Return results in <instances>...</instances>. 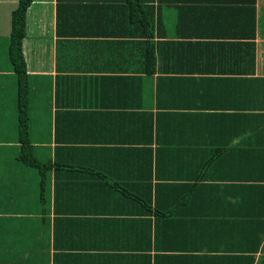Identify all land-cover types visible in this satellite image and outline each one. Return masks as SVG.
Wrapping results in <instances>:
<instances>
[{
	"label": "crops",
	"instance_id": "0c3cea01",
	"mask_svg": "<svg viewBox=\"0 0 264 264\" xmlns=\"http://www.w3.org/2000/svg\"><path fill=\"white\" fill-rule=\"evenodd\" d=\"M17 4L0 0V264H264V0H32L43 191L17 159Z\"/></svg>",
	"mask_w": 264,
	"mask_h": 264
},
{
	"label": "trees",
	"instance_id": "16d2710c",
	"mask_svg": "<svg viewBox=\"0 0 264 264\" xmlns=\"http://www.w3.org/2000/svg\"><path fill=\"white\" fill-rule=\"evenodd\" d=\"M31 2L32 0H18L17 7L12 12L11 31H10L9 45H8V58L17 78L16 122H17V136L20 146V151L17 156V159L25 166L33 168L37 171L39 175L40 188L41 191H43V187L45 184V176L48 171L54 168V165L50 161L41 162L39 158L34 154L33 146L30 141V131H29L30 84H29L26 64L22 52V42L25 37L26 13ZM176 2L182 3L180 5H187V0H176ZM148 25L149 27L145 26V31H144V36H146V38L154 36L155 34L154 31L152 30V25L150 23ZM161 33L162 30L160 28L158 30V34L161 35ZM260 149L262 148H259V150ZM259 150L256 151L261 155H264V151L261 150L259 151ZM257 164L258 163L255 162V165ZM65 168L66 169L70 168L71 170L73 169L77 170V168L74 167L68 168L66 166ZM224 190L227 191L226 188ZM187 195H190V192H187ZM124 196L127 197L126 195ZM214 199L218 200L220 198L216 196ZM178 203L181 204L182 200H179ZM217 232L223 234L220 229H218Z\"/></svg>",
	"mask_w": 264,
	"mask_h": 264
},
{
	"label": "rangeland",
	"instance_id": "374dc122",
	"mask_svg": "<svg viewBox=\"0 0 264 264\" xmlns=\"http://www.w3.org/2000/svg\"><path fill=\"white\" fill-rule=\"evenodd\" d=\"M16 111H17V108H16Z\"/></svg>",
	"mask_w": 264,
	"mask_h": 264
}]
</instances>
